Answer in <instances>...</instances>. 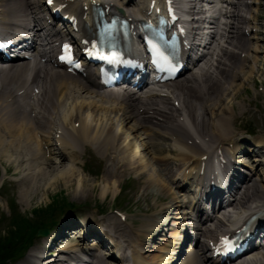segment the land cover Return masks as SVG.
Masks as SVG:
<instances>
[{"label":"bare ground","instance_id":"1","mask_svg":"<svg viewBox=\"0 0 264 264\" xmlns=\"http://www.w3.org/2000/svg\"><path fill=\"white\" fill-rule=\"evenodd\" d=\"M8 1L0 0V20L7 21L9 11L14 6L18 10L17 17L30 16L28 10L31 8L28 7L27 9L26 0ZM34 1L37 4L40 2L43 4L45 2L43 0ZM57 1L60 4L67 2L66 0ZM74 1L67 11H73L74 8L82 7L83 5L88 6L87 3L89 2V0ZM95 1H106V4L111 6L113 11L123 9L125 14L131 13V15H134V23H136L138 17L149 11L148 5L153 0H138V5L136 3L134 5V1L136 0ZM164 1L158 2L164 3ZM188 2L189 7L195 10L197 5L203 3L204 0H188ZM227 3L231 6L228 14L230 21L227 27L228 29L226 28L229 34L224 41L225 47L221 48L220 53L217 54L219 56V62L210 64L209 68H205L203 65L199 66L198 71L201 73L193 77L191 76L188 82L178 83L177 85L176 80L175 84L167 87L170 90L172 99L157 98L160 96L155 94L137 98L134 93L127 96L124 90L119 89L100 92V89L94 85L92 86L90 82H82L63 71L50 72L48 74L46 71L43 72L39 65L30 66L31 63L29 62L16 64H4L0 62V160L12 161L25 173L18 181V184L22 187L20 195L26 201V204H29V202H32L42 194L47 196L49 191L53 190L55 185L60 181L65 185H69L77 178L78 188L85 184V181L81 177L82 171L77 167L81 159L79 151L81 150V146L86 148L92 144L103 156L107 157L109 153L111 155V150L116 142L118 144L121 135H117V131L119 130L115 124H112L108 130H101L99 127L95 128L96 125H92L94 120L93 116L99 110L105 111L104 116L107 114L113 116L121 114L126 122V126L122 128L125 130L126 127V133L129 132L130 135H134V138L142 140V136L146 135L145 139L149 142L145 147V151L148 153V156H151V158L149 157L150 161L146 159L143 161L141 159L143 158L141 153H135L132 148L126 149L131 151L129 153L130 157L134 156V164L137 163L136 158L140 159L141 165L138 162L137 166L139 167L138 169L143 171V174L147 172L153 174L149 169L150 164L157 168L162 167L168 172L171 171L170 167L185 164V162L194 159L209 164L211 162L210 158L219 148L224 149L227 155L237 154L238 149L227 147L226 145L232 144L234 146L238 142V131L231 129L232 127L241 125L240 121L243 117L238 116L236 113L233 114L225 106L229 91L230 93L234 92L235 95L239 94L238 92L241 87L238 85L235 86L233 80L239 73V68H242L241 72L245 70L243 67L244 63L237 60L238 57L235 55L239 56L238 52L242 51L240 53L241 56L244 53L247 55L244 58L245 63L252 62L257 64L259 58L250 56L249 54L251 51L254 53L259 52L260 47L257 45L250 49L247 45V40H244L238 34L233 35L235 32L240 33L237 29H239L241 23L247 25L245 27L246 32L257 27V22L254 28L249 25L250 21H248L246 16L249 13V9L247 8L248 0H227ZM257 3H260V1H257ZM40 9L38 8V10ZM242 12L245 13V16L242 15ZM83 14L84 12L82 11L80 16L82 17ZM261 17L258 15L252 19L259 22V18ZM255 30H257V34L261 35L259 27ZM216 49L217 47L214 50ZM223 65L226 68L221 69ZM254 71V66H251L248 78ZM31 73L34 78V85L38 84L35 88L41 90V95L37 101L31 99V93L29 97L26 94L19 97L20 91L28 87V77ZM229 83L231 87L227 88L226 85ZM86 92L98 96L99 101L96 102L90 99L88 100V98H83L81 95ZM171 100L173 102L178 100L180 102L179 106H181L180 109L172 106L170 103ZM69 101H72L71 105H68L70 104ZM86 112H88L90 119H83L82 116ZM174 116H177L176 118L185 116V118L183 121L180 119L177 121L176 118L173 120ZM79 118L80 127L76 129L74 125ZM160 118H164L165 122L160 123ZM132 121L135 123L134 127L130 126V122ZM72 124L74 126L73 128ZM183 124H186L185 127ZM54 128L62 130V136L60 135L58 139V142L62 146L59 150L52 149L53 135L55 134V132L53 133ZM156 130L166 131V133H170L173 136L171 140L175 142L176 146L173 149L175 151L173 157L170 154L162 157L170 149L165 148L155 141V134L152 131ZM207 137H210L212 140L209 147H207ZM190 140L202 143L204 151L202 148L199 149L200 147H191ZM45 145H49L50 147L51 152L49 156H45ZM216 146L218 148L214 149ZM117 149V152L121 154L122 152H120L119 146ZM202 157H206V159L201 160ZM261 160L263 161L264 158ZM68 162L71 165L68 166ZM240 163L247 166L244 161ZM61 167H65L61 174L53 176L50 179L49 176L54 174L56 169H61ZM261 172L263 173L264 171L261 170ZM160 177V175L156 176L158 180L156 184L170 192L172 201L181 204L177 205L178 210L175 211L174 218L177 220H186L189 215V209L186 206V202L180 201L182 195L174 192L171 184L167 180L163 181L161 179L162 177ZM172 177L173 175L170 179ZM149 178L152 179L153 177ZM262 183L263 185L256 184L255 179L247 183L246 191L234 205V213L238 215L233 219L232 216L225 219L224 227L227 230L232 225V222L239 217L245 215L251 217L253 215L264 214V178ZM113 186V195H116L119 190L115 183ZM109 188L110 186H107L102 189V195L106 194ZM184 206H186V209L182 210ZM150 224L151 222L149 221ZM104 229L112 240L116 238L123 240L128 237L127 231L116 227L114 222L104 225ZM110 233L112 235H109ZM149 234L153 235L151 229ZM174 238H176V235ZM121 246L123 245L118 244V242L116 243V247L119 248ZM58 251V254H50L51 257L44 258L42 262V257L29 254L22 264H71L73 261L71 258L77 259L78 257L87 259L84 255L80 254L77 256V254H88L91 249L78 243H73L66 247L63 246ZM133 251L136 255V262L134 264H145L140 259L144 257L141 256L138 247L133 246ZM193 254L195 253L193 252ZM60 257H63V259L61 260ZM159 258L160 256L152 258V260ZM163 261L161 260L160 262ZM93 263L102 264L99 261H93ZM183 264L188 263L184 262ZM249 264H264V254L259 256L255 255L254 260Z\"/></svg>","mask_w":264,"mask_h":264},{"label":"rangeland","instance_id":"2","mask_svg":"<svg viewBox=\"0 0 264 264\" xmlns=\"http://www.w3.org/2000/svg\"><path fill=\"white\" fill-rule=\"evenodd\" d=\"M256 0H253V2ZM262 6H264V0H261ZM251 14L253 16H262L259 18V29L263 31L261 35L257 34L259 41L253 40L250 44L251 48L259 45V52H252L251 55L259 58V62L254 64L252 62L245 63L244 69L237 75L234 85L240 86L239 94L235 95L234 92L229 91V96L225 102V106L228 107V110L233 114L236 113L238 116H242L241 125L236 128H262L264 130V9H259L254 6ZM264 8V7H263ZM255 13V14H254ZM256 34V33H255ZM255 36V35H253ZM246 65V67H245ZM254 66V73L250 75V67ZM188 79L184 78L179 83H185ZM248 79V81H247ZM246 80V81H245ZM245 81V82H244ZM238 91V90H237ZM192 94H194L192 92ZM191 94V95H192ZM83 98L90 99V96L84 93ZM98 98H96L97 100ZM70 105L72 101H69ZM88 112H86L82 117L90 119L88 117ZM248 118L245 120L244 118ZM93 124L101 125L102 129L108 130L112 123H118L121 126H124L123 118L121 116H107L104 119V112L99 111L93 116ZM80 118L75 124H79ZM254 124L256 126H254ZM134 121L130 123V126L134 127ZM146 136V135H145ZM143 136V138H145ZM260 139H264V133H261L257 136ZM155 141L158 143H163L164 141L160 136L155 133ZM139 141H132L134 149L140 152L142 157H145L146 152H144L142 145ZM243 148V146L241 147ZM83 159L88 161V163H93V170H88L85 168V164L79 165L80 171H82V178L85 181V184L82 187L78 188L77 178L73 181L72 184L65 185L57 183L53 190L49 191V194L40 195L36 197L32 202L26 204V201L20 195L22 187L18 184V181L23 177L24 173L21 168L17 167L12 161L0 160L1 164L5 167H8L9 174L5 175L3 169L0 168V183L3 181L2 188L0 189V252L7 251V248L3 246V243H9V241H17L19 227L21 223L26 222L27 217L30 218V224L33 221V225L41 224L42 217L46 214L47 217L51 215V212L54 216L60 221L62 219H73L77 225H80V219L90 218L92 214H98L99 211L103 208L105 211V218L110 220L113 215L110 213L112 208L113 201V192H114V183L116 184L119 192L118 201L120 202L121 208L131 212L133 206H139V209L142 210L146 216L156 215L162 209V206H166V203L170 202L167 200L168 191L163 189L160 185H157L158 180L156 176L160 175L161 179L165 181V176H162L156 167L152 165L149 166L150 172H147V175L140 174V170L135 171L137 165L123 164L119 165L114 161L104 162V159L96 152L94 148H89L84 151ZM118 154L117 158L126 157L124 153ZM167 153H164L162 157L166 156ZM151 158V156L149 155ZM143 161L144 159L141 158ZM125 160V159H124ZM127 163V160H125ZM67 165V164H66ZM69 166V165H68ZM65 169H54V174L50 175L49 178L52 179L53 176H58ZM58 170V171H57ZM121 170L118 174H115ZM57 171V172H56ZM99 173V174H98ZM102 173V174H101ZM149 177H153L150 179ZM131 178V181L127 182ZM157 181V182H156ZM82 184V183H81ZM80 184V185H81ZM160 184V183H159ZM110 186L107 193L102 195V189ZM124 187L122 191L121 189ZM10 205V208H9ZM11 208L17 209L20 211L13 221L10 219ZM149 209V210H148ZM35 210V211H34ZM44 213V214H43ZM138 212L133 213L132 218L136 221L135 223L140 227L145 223L140 217H136ZM138 218V219H137ZM99 220V219H98ZM24 225V224H22ZM35 245L40 242L38 238L35 239ZM69 243H73L70 241ZM28 254L24 256L22 260L18 263L8 262L5 264H22L25 261ZM150 260L151 257H148Z\"/></svg>","mask_w":264,"mask_h":264},{"label":"trees","instance_id":"3","mask_svg":"<svg viewBox=\"0 0 264 264\" xmlns=\"http://www.w3.org/2000/svg\"><path fill=\"white\" fill-rule=\"evenodd\" d=\"M25 222L21 223V227H19V233L17 236V241L11 240L9 243H3V246L7 248V251H1L0 252V264H5L8 260L12 259L14 255L16 254L15 251L21 250V246L18 244V240H20V235L23 231Z\"/></svg>","mask_w":264,"mask_h":264},{"label":"snow or ice","instance_id":"4","mask_svg":"<svg viewBox=\"0 0 264 264\" xmlns=\"http://www.w3.org/2000/svg\"><path fill=\"white\" fill-rule=\"evenodd\" d=\"M48 3L51 4L52 3V0H48ZM223 241L227 244L229 242V238L225 237V238H222ZM234 243V242H233ZM231 246V245H230Z\"/></svg>","mask_w":264,"mask_h":264}]
</instances>
